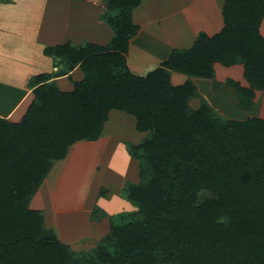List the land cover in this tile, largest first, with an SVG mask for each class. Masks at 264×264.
Here are the masks:
<instances>
[{
	"label": "trees",
	"instance_id": "obj_1",
	"mask_svg": "<svg viewBox=\"0 0 264 264\" xmlns=\"http://www.w3.org/2000/svg\"><path fill=\"white\" fill-rule=\"evenodd\" d=\"M142 2L104 0L105 45L45 47L55 71L29 79L32 101L18 122L0 117V264H264V119H226L204 101L191 104L193 78L213 79L214 63L241 64L248 86L228 84L238 107L251 110L264 90V0H222L218 33L199 32L190 48L137 75L126 56ZM171 72L188 79L173 85ZM62 76L67 90L55 82ZM113 111L145 133L129 146L138 180L124 192L135 210L74 255L29 203L71 146L99 138ZM201 192L209 197L199 202Z\"/></svg>",
	"mask_w": 264,
	"mask_h": 264
},
{
	"label": "rangeland",
	"instance_id": "obj_2",
	"mask_svg": "<svg viewBox=\"0 0 264 264\" xmlns=\"http://www.w3.org/2000/svg\"><path fill=\"white\" fill-rule=\"evenodd\" d=\"M47 5L48 8L54 6L51 1ZM11 6L18 8L21 18L25 15L26 24L33 26L37 23V17L40 15V13L37 14L38 6H42L38 5L37 0L34 2L0 0V9H13ZM64 9L59 8L63 14ZM27 11H29L28 14ZM15 14L16 10L13 9V13L10 15L14 17ZM136 14L137 10L134 12V17ZM0 15V18L3 19L4 15L1 14V10ZM17 22L15 20L11 26H15ZM22 22L23 20L20 19V23ZM4 27L8 26L4 25ZM30 29L27 27L17 31L28 36V34L32 35ZM1 30L6 31L5 29ZM35 33L36 31H34ZM4 37L0 36L2 45H4ZM5 40L12 41L8 38ZM23 45L21 44V47L17 49L26 51L21 53V56L35 60L34 74L43 71L42 67L48 66L47 61H42L41 56L34 53V48H31L30 44L24 49ZM4 49L6 50V48ZM5 57L9 61L0 60V71L6 69L11 74L0 76V106L8 104L7 100L3 101L2 98L3 87H8L6 85L9 82L8 79H11L12 86L13 84L16 86L20 84L22 74L16 57L13 54L11 57ZM132 57L128 62L131 70L137 71V73L141 72L143 75L157 67L153 61H142L139 55H132ZM220 69L216 72L214 70L213 79H208L212 80L211 87L214 85L213 90L216 91L218 97L215 94L214 97H210V101H207L198 94L199 99H194L191 104L193 107H197L200 101H204L214 113H218L226 119L240 120L252 117V112L238 107L235 92L228 84V80H233L235 77L227 75L224 73L225 71L222 72L223 69ZM80 76L78 73L74 75V79ZM186 79H188L187 76ZM65 81L67 82V80ZM69 82L71 83V81ZM214 83H219V85ZM263 95L264 93H257L256 106H254L255 101L253 100L254 114H257V110L263 112L264 98L260 100ZM248 112L250 116L247 115ZM133 124L134 120L131 116L118 111L111 112L99 138L96 141H82L71 146L66 158L54 164L51 172L30 200L29 207L42 212L45 227L54 232L61 242L67 244L74 255H84L91 251L107 234L110 222L117 220L116 218L122 214L135 210V207L125 199L124 192L127 183L138 180V161L131 156L129 146L138 144L145 137V133L136 132ZM208 197V193L201 192L198 201L201 202Z\"/></svg>",
	"mask_w": 264,
	"mask_h": 264
},
{
	"label": "crops",
	"instance_id": "obj_3",
	"mask_svg": "<svg viewBox=\"0 0 264 264\" xmlns=\"http://www.w3.org/2000/svg\"><path fill=\"white\" fill-rule=\"evenodd\" d=\"M28 1L34 2L35 0ZM50 1L54 6L48 8L47 4ZM37 3L42 6H38L37 14L40 13V15L37 17V23L33 26L26 24L25 15L21 18L18 8L11 6L16 10L14 17L10 15L13 13V9H0L1 14L4 15L3 19L0 18V36H5L4 45L0 43V60L9 61L5 56L11 57L13 54L21 69L19 72L22 73L20 84L12 86L11 79H8L9 82L6 84L8 87L2 86L4 89L2 92L3 101L7 100L8 104L0 106V117L7 118L12 122H18L22 118L32 101L31 89L28 86L29 79L43 72L55 71V68L52 67V59L43 53L45 47L67 41L73 44L86 41L105 45L112 37L111 29L101 20V15L104 12V0H37ZM221 4L222 0H144L134 17L135 23L139 25V31L129 41L126 56L129 69H132L128 62L132 55H139L142 61H153L155 65L159 66L166 60L172 49L190 48L199 32H204L208 36L218 33L223 27ZM45 5L47 6L44 7ZM60 7L65 8L64 14L60 12ZM28 13L29 11H27ZM20 19L23 20L22 23H20ZM15 20L18 22L15 26H11ZM2 22L8 27H4ZM26 26L31 28L32 35L24 36L17 31L27 28ZM33 30L36 31L35 34ZM260 33L264 37V19L260 24ZM5 38L12 41L8 42ZM21 44H24L23 49L30 44V47L34 48V53L41 56L42 61L46 60L48 66L42 67L43 71L34 74L35 60L21 56V53L26 52L17 49L21 47ZM213 68L215 72L220 68L223 69L222 72L225 71L224 73L227 75L234 76V79L230 78L239 82L240 85L248 86L243 78V65L225 67L214 63ZM131 71L134 74L142 75L141 72ZM10 74L11 72L6 69L0 71V76ZM170 79L173 85H180L187 80L184 74L178 72H171ZM192 80L200 96L207 101H210V97H214L216 91L213 90L214 85L211 87L212 80L202 78H193ZM69 81L66 76L55 80L59 88H64L62 90H67L71 86ZM214 84L219 85V83ZM257 93H264V90L256 91L254 106L257 105ZM262 98L264 95L260 97V100ZM249 112H252L253 116L264 119V109L263 112L257 110V114H254L255 109L253 108ZM249 112L248 116H250Z\"/></svg>",
	"mask_w": 264,
	"mask_h": 264
}]
</instances>
